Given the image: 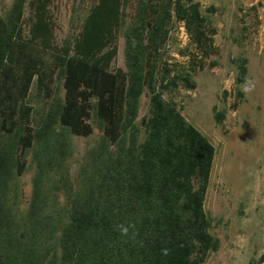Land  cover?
Here are the masks:
<instances>
[{
    "label": "trees",
    "instance_id": "1",
    "mask_svg": "<svg viewBox=\"0 0 264 264\" xmlns=\"http://www.w3.org/2000/svg\"><path fill=\"white\" fill-rule=\"evenodd\" d=\"M53 1L0 6V264H204L221 246L204 207L215 147L180 101L218 66L217 8L90 0L57 41ZM228 61L234 102L222 90L217 125L244 97L248 59ZM94 129L72 170V137Z\"/></svg>",
    "mask_w": 264,
    "mask_h": 264
},
{
    "label": "rangeland",
    "instance_id": "2",
    "mask_svg": "<svg viewBox=\"0 0 264 264\" xmlns=\"http://www.w3.org/2000/svg\"><path fill=\"white\" fill-rule=\"evenodd\" d=\"M11 1L0 0L1 8L8 7ZM197 1L203 7L214 5L217 8L215 45L219 48V54L213 57L218 66L198 72L196 89L182 92L180 101L184 117L215 147L204 207L214 218L211 232L220 239L221 246L204 264H250L251 260L257 264V260L264 257V0ZM89 2L53 1L50 12L57 41L77 32L80 17ZM239 54L248 59L246 80L252 79L256 87L253 92L244 93L235 110H229L223 124L217 125L212 107L220 105L224 89L230 92L227 104L234 102L235 69L228 57ZM114 65L123 66L121 37ZM146 109L143 97L140 115ZM98 135V130L94 129L88 137H72V170ZM31 175L32 171L28 170L21 178L26 198Z\"/></svg>",
    "mask_w": 264,
    "mask_h": 264
},
{
    "label": "clouds",
    "instance_id": "3",
    "mask_svg": "<svg viewBox=\"0 0 264 264\" xmlns=\"http://www.w3.org/2000/svg\"><path fill=\"white\" fill-rule=\"evenodd\" d=\"M255 87H256L255 82L252 79H247L244 82L241 90L243 93L249 94L254 91Z\"/></svg>",
    "mask_w": 264,
    "mask_h": 264
}]
</instances>
